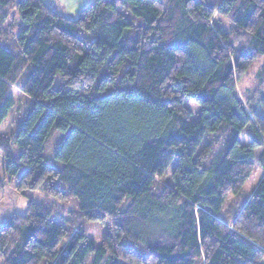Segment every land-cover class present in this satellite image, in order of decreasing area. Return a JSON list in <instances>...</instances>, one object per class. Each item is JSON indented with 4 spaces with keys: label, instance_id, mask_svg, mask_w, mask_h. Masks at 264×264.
Returning <instances> with one entry per match:
<instances>
[{
    "label": "trees",
    "instance_id": "obj_1",
    "mask_svg": "<svg viewBox=\"0 0 264 264\" xmlns=\"http://www.w3.org/2000/svg\"><path fill=\"white\" fill-rule=\"evenodd\" d=\"M263 54L264 0H92L75 19L0 0V200L45 196L0 224V264H264V65L252 103L236 93Z\"/></svg>",
    "mask_w": 264,
    "mask_h": 264
},
{
    "label": "rangeland",
    "instance_id": "obj_2",
    "mask_svg": "<svg viewBox=\"0 0 264 264\" xmlns=\"http://www.w3.org/2000/svg\"><path fill=\"white\" fill-rule=\"evenodd\" d=\"M46 5H48L50 8L55 10L60 15L69 18V19H75L77 18L80 10L84 8L87 4H89L92 0H42ZM9 18L5 24L6 31H9L7 38L4 41L5 45H11L13 42V36L14 32L16 31L18 27V16L16 13V10H12L9 12ZM221 24L224 26L226 30L230 29L231 25L225 20L221 21ZM11 25V28H8L7 26ZM10 47V46H9ZM264 65V54L260 55L258 59L254 61V63L249 68L246 76L243 78V80L239 81V83L236 86V93L237 96L240 97V99L249 106L250 103H252L251 100H249L252 96H254L258 92V88L261 87V82L259 80L260 74L262 71V66ZM259 95V94H257ZM185 106H188L189 109L192 111V118L195 119L197 117L199 108L196 105V103L185 100L184 101ZM258 113L264 115V108H259L257 110ZM61 135V134H60ZM53 135L50 139L51 145L54 144L57 141V137H54ZM213 138L211 135L205 137L203 139V144L210 143L213 141ZM242 144H247L249 142V139L247 136L242 133L239 137ZM55 140V142H54ZM48 148L52 151V147L48 146ZM259 151L256 153V156L258 155ZM47 161L52 163L53 162V154L51 153L50 156L46 157ZM257 158V157H256ZM256 163V159H255ZM0 176H2L0 172ZM262 176V170L259 167H256L254 171L250 174L249 178L244 183L240 195L243 197L250 193L252 189L256 186L259 179ZM249 195V194H248ZM247 195V196H248ZM44 195L40 193L39 191H28L25 195L18 193L14 190L13 185L10 183H7L4 187V194L3 198L0 200V224H3L5 221L9 219V217L17 212V213H24L28 198H32L33 200L40 202L44 199ZM236 201V197L228 196L227 201L222 209V212H220V216L224 218V214H226L227 208L230 206L231 203ZM243 202V199L241 200ZM57 210L59 212L60 218L65 221L69 217V212L71 210L76 209L75 202L71 199L65 202H57ZM79 226H77L78 229L84 230L87 235H89L97 244L103 239V237L110 233V224L108 221H104L102 223L98 222H84L80 221ZM139 250H143L140 246H135Z\"/></svg>",
    "mask_w": 264,
    "mask_h": 264
}]
</instances>
